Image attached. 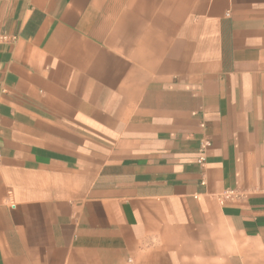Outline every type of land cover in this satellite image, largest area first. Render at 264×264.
<instances>
[{
  "label": "crops",
  "instance_id": "crops-1",
  "mask_svg": "<svg viewBox=\"0 0 264 264\" xmlns=\"http://www.w3.org/2000/svg\"><path fill=\"white\" fill-rule=\"evenodd\" d=\"M0 35V264H264V0H0Z\"/></svg>",
  "mask_w": 264,
  "mask_h": 264
},
{
  "label": "built area",
  "instance_id": "built-area-1",
  "mask_svg": "<svg viewBox=\"0 0 264 264\" xmlns=\"http://www.w3.org/2000/svg\"><path fill=\"white\" fill-rule=\"evenodd\" d=\"M14 39V37H8V36H4V35H0V41H4V40H12ZM210 145L209 141L207 139H203L200 142V146L198 149V157H197V163L199 164H203L205 161V150L207 149V147ZM231 194L232 191H225L222 196H221V200H226V199H230L231 198Z\"/></svg>",
  "mask_w": 264,
  "mask_h": 264
}]
</instances>
